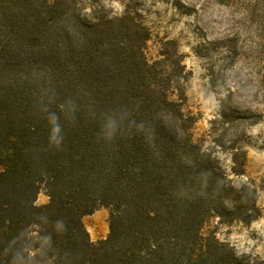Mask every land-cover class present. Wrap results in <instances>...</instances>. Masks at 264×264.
I'll list each match as a JSON object with an SVG mask.
<instances>
[{"label": "rangeland", "instance_id": "obj_1", "mask_svg": "<svg viewBox=\"0 0 264 264\" xmlns=\"http://www.w3.org/2000/svg\"><path fill=\"white\" fill-rule=\"evenodd\" d=\"M63 1L50 23L43 0H0V87L29 93L40 104L63 97L87 114L100 85L68 84L47 49L57 42L65 69L92 41L93 24L103 23L101 30L116 24L97 32L107 47L98 64L119 73L104 89L168 93L180 118L159 105L146 115L156 137L178 154L185 132L195 146L179 160L191 177L203 176L197 182L211 184L207 196H198L204 209L200 234L243 264H264V0ZM110 47L115 58L107 55ZM141 47L151 67L144 77L126 70L130 63L141 66ZM148 129L144 136L152 135ZM47 201L40 189L35 205ZM108 221L104 207L82 217L90 242L107 237Z\"/></svg>", "mask_w": 264, "mask_h": 264}, {"label": "trees", "instance_id": "obj_2", "mask_svg": "<svg viewBox=\"0 0 264 264\" xmlns=\"http://www.w3.org/2000/svg\"><path fill=\"white\" fill-rule=\"evenodd\" d=\"M43 2L52 23L64 1ZM101 25L93 24L92 41L65 69L57 42L47 49L68 84L100 85L87 114L63 97L40 104L29 93L0 87V264H243L200 234L198 196H207L211 184L197 182L203 176L191 177L179 160L195 147L188 133L178 154L156 137L146 115L159 105L180 118L178 104L164 90L129 92L135 105L128 92L105 90L119 73L98 64L107 47L97 32L116 24ZM142 49L141 66L130 63L126 70L144 77L151 67ZM107 55L117 56L111 47ZM145 127L152 135L144 136ZM40 189L48 201L36 206ZM101 207L109 210V231L92 243L81 219Z\"/></svg>", "mask_w": 264, "mask_h": 264}]
</instances>
